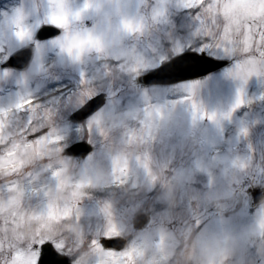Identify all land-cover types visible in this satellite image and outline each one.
<instances>
[{
  "label": "rangeland",
  "instance_id": "374dc122",
  "mask_svg": "<svg viewBox=\"0 0 264 264\" xmlns=\"http://www.w3.org/2000/svg\"><path fill=\"white\" fill-rule=\"evenodd\" d=\"M233 2L251 18L229 21L220 0H0V264L37 240L76 264H188L194 236L224 245L207 264H264V0ZM45 25L61 32L39 40ZM23 47L25 68L3 66ZM188 50L229 64L138 82ZM79 141L92 152L65 155ZM114 237L125 246L101 244Z\"/></svg>",
  "mask_w": 264,
  "mask_h": 264
},
{
  "label": "water",
  "instance_id": "95a60500",
  "mask_svg": "<svg viewBox=\"0 0 264 264\" xmlns=\"http://www.w3.org/2000/svg\"><path fill=\"white\" fill-rule=\"evenodd\" d=\"M59 30L51 26H45L40 29L38 37L43 39L55 34H58ZM30 60V50L25 49L14 55L6 65H18L20 67L26 66ZM228 64L227 60L215 59L205 53L199 54L196 52H185L179 56L174 57L171 61L163 64L161 67L156 68L152 72L143 75L139 78V81L144 84H171L182 80L191 79L199 76L206 75L210 72L216 71ZM104 103L103 96L94 98L90 100L85 106L80 110L75 112L73 117L77 120L91 114L95 110L101 107ZM92 150V146L85 142H79L71 146L67 153L72 155H82L85 156ZM145 219V215H141L138 219L139 223H142ZM103 240L106 247L110 246H122L123 242L121 239L113 238L111 240L114 243H110ZM47 244L50 247H46L44 244L42 246V258L44 264H50V262L55 261L56 264H71L68 257L59 254L49 242Z\"/></svg>",
  "mask_w": 264,
  "mask_h": 264
},
{
  "label": "snow or ice",
  "instance_id": "6c2138e0",
  "mask_svg": "<svg viewBox=\"0 0 264 264\" xmlns=\"http://www.w3.org/2000/svg\"><path fill=\"white\" fill-rule=\"evenodd\" d=\"M220 4L222 6L223 14L227 17L229 21L236 22V21L247 20L251 18V12L248 10L247 5L235 3L233 2V0H220ZM128 27H131V24H128ZM229 27H231V24H229ZM245 27H247V25H245ZM253 27L255 28L257 26L253 25ZM252 71H255V69L253 68V69H249L248 71H242L239 74H242L243 78L247 79V76L250 75ZM241 103H243V100L238 98L236 103L233 105V108L237 107ZM194 105H195V102H194ZM205 114L210 115L212 118L216 117L215 113H211V114L205 113ZM225 115H230V113H225ZM106 241L110 243H114V241L111 240L110 238L107 239ZM34 243H40V244H44L46 247H50V245L47 244L46 241L44 240H37ZM20 260L27 261L28 264H32L33 261H36L37 264H44L42 253L36 252V251L30 253L29 255L18 253L17 260L12 261L11 264H19ZM50 264H56V262L52 261L50 262ZM63 264H66V261L63 262Z\"/></svg>",
  "mask_w": 264,
  "mask_h": 264
},
{
  "label": "clouds",
  "instance_id": "9594fccd",
  "mask_svg": "<svg viewBox=\"0 0 264 264\" xmlns=\"http://www.w3.org/2000/svg\"><path fill=\"white\" fill-rule=\"evenodd\" d=\"M257 229L256 224H251L242 229L240 236L233 238V243H238L241 237H248L253 234ZM192 249L194 256L188 264H207V257L210 254V250L214 251L218 256L223 255L225 248L218 236H210L206 244H201V242L194 236L192 238ZM262 254H264V247L261 248Z\"/></svg>",
  "mask_w": 264,
  "mask_h": 264
}]
</instances>
